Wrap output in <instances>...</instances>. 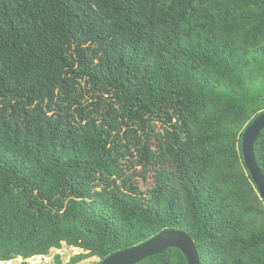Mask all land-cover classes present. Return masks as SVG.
Listing matches in <instances>:
<instances>
[{"label":"trees","instance_id":"obj_1","mask_svg":"<svg viewBox=\"0 0 264 264\" xmlns=\"http://www.w3.org/2000/svg\"><path fill=\"white\" fill-rule=\"evenodd\" d=\"M263 113L264 0H0V262L264 264Z\"/></svg>","mask_w":264,"mask_h":264},{"label":"water","instance_id":"obj_2","mask_svg":"<svg viewBox=\"0 0 264 264\" xmlns=\"http://www.w3.org/2000/svg\"><path fill=\"white\" fill-rule=\"evenodd\" d=\"M264 130V113L256 117L243 134L242 151L245 165L250 171L262 199L264 200V174L255 154V144ZM179 249L188 264H201L195 241L184 231L166 230L149 241L128 250L118 252L100 264H140L141 262L164 254L168 249Z\"/></svg>","mask_w":264,"mask_h":264},{"label":"rangeland","instance_id":"obj_3","mask_svg":"<svg viewBox=\"0 0 264 264\" xmlns=\"http://www.w3.org/2000/svg\"><path fill=\"white\" fill-rule=\"evenodd\" d=\"M88 98H90V96H88ZM142 185L145 189L151 187V177L147 180V182L142 183ZM82 253L84 252L81 249L63 244L60 250L54 249L50 252L48 256H37L29 260H23L22 258H18L11 261L10 264H23L24 262H27L28 264H69L75 256ZM99 262L100 259L94 257L84 260L82 264H98Z\"/></svg>","mask_w":264,"mask_h":264},{"label":"bare ground","instance_id":"obj_4","mask_svg":"<svg viewBox=\"0 0 264 264\" xmlns=\"http://www.w3.org/2000/svg\"><path fill=\"white\" fill-rule=\"evenodd\" d=\"M11 262H7V263H4V262H0V264H10Z\"/></svg>","mask_w":264,"mask_h":264}]
</instances>
